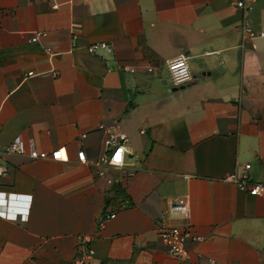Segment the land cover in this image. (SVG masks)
<instances>
[{
  "label": "crops",
  "instance_id": "0c3cea01",
  "mask_svg": "<svg viewBox=\"0 0 264 264\" xmlns=\"http://www.w3.org/2000/svg\"><path fill=\"white\" fill-rule=\"evenodd\" d=\"M236 1L0 0V149L20 136L62 153L0 155V264H68L78 235L90 264H264V197L226 179L264 177V0L246 14ZM179 53L194 78L174 86L166 61ZM115 122L129 153L104 168L111 186L94 162L99 125ZM179 197L186 221L166 213ZM104 213L115 217L99 226ZM161 224L201 237L187 261Z\"/></svg>",
  "mask_w": 264,
  "mask_h": 264
},
{
  "label": "built area",
  "instance_id": "2783aa9c",
  "mask_svg": "<svg viewBox=\"0 0 264 264\" xmlns=\"http://www.w3.org/2000/svg\"><path fill=\"white\" fill-rule=\"evenodd\" d=\"M236 7L243 10L246 14L250 8L251 3L247 0H237ZM241 43L242 47L246 46L247 41L252 38L253 30L251 26L247 23L246 17L242 20L240 26ZM262 33H260L261 35ZM45 32H36L31 37L30 41L35 42L40 37H44ZM97 48H107L106 44H92L87 47V51L90 54H95ZM49 56L54 54L47 49ZM167 69L171 78V82L174 86H181L189 83L193 80L194 76L190 71L187 56L184 53H179L176 56L168 59L166 61ZM148 72H152V67H147ZM99 128L104 130L103 146L104 152L101 156L94 162V164L99 167V174L105 180L108 185L114 184V179L106 176V171L104 168H121L124 165L126 154L129 153L128 150V137L120 128V125L115 122L110 125H99ZM84 134H82V137ZM122 149V151H121ZM2 153L17 154L20 156H26L29 159H44L50 156L54 160H61L62 153L59 150L47 153L45 151H37L32 142H26L20 136H15L10 144L4 148L0 149V155ZM79 157L83 159V152L79 153ZM6 172V168L0 165V176ZM230 182H233L238 187L247 191L249 194L258 195L264 197V177L259 181H252L248 176H236L230 174L226 177ZM124 205L129 204V200L125 199L123 201ZM166 213L176 214L181 220H187L189 214V205L184 197H179L171 200L168 203V208ZM115 217L114 213H104L99 220L98 225L102 226L104 221ZM186 224L182 225H164L161 224L157 227V234L161 242L164 244L166 251L174 257L180 258L184 261L188 260L187 251L185 249V243L187 240L199 241L200 236L191 234L186 229H184ZM76 246V255L68 262V264H90L94 250L91 245V237L87 235H78ZM204 264H220L215 259H206Z\"/></svg>",
  "mask_w": 264,
  "mask_h": 264
},
{
  "label": "clouds",
  "instance_id": "9594fccd",
  "mask_svg": "<svg viewBox=\"0 0 264 264\" xmlns=\"http://www.w3.org/2000/svg\"><path fill=\"white\" fill-rule=\"evenodd\" d=\"M121 151H122V149H121Z\"/></svg>",
  "mask_w": 264,
  "mask_h": 264
}]
</instances>
